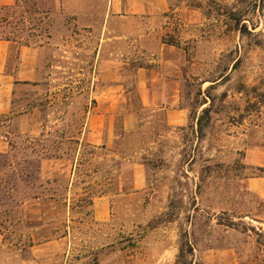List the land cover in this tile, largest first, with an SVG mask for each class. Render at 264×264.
<instances>
[{"label": "rangeland", "instance_id": "rangeland-1", "mask_svg": "<svg viewBox=\"0 0 264 264\" xmlns=\"http://www.w3.org/2000/svg\"><path fill=\"white\" fill-rule=\"evenodd\" d=\"M62 1L16 0L0 11L9 20L0 36L17 41L11 65L19 45L41 47L37 77L15 91L0 134L7 150L37 137L59 156L41 164L51 199L23 205L46 225L1 236L0 264H264V0H171V12L143 20L153 24L145 43L178 45L187 122L171 127L165 108L142 107L132 67L145 64L146 49L133 46L127 54L137 60L110 82L127 103L107 119L100 144L87 139L96 92L108 84L95 51L110 37L122 56L114 38L122 30L118 19L105 29L102 0H87L90 12H76L78 0L66 12ZM209 106L198 137L196 119ZM102 200L105 221L94 218ZM29 234L35 244L22 250ZM40 234L50 239L38 242Z\"/></svg>", "mask_w": 264, "mask_h": 264}, {"label": "crops", "instance_id": "crops-1", "mask_svg": "<svg viewBox=\"0 0 264 264\" xmlns=\"http://www.w3.org/2000/svg\"><path fill=\"white\" fill-rule=\"evenodd\" d=\"M62 1L66 12H70L69 1ZM105 13V29L113 27L118 19V28L122 30L114 38L122 39L124 51L122 56L116 57L112 38H102L95 51V63L97 76L108 81L96 93L97 111L92 115L87 131V139L92 143L100 144L106 141L105 123L113 113L118 103H127L123 95L121 85L113 82L117 77H125L128 74L127 64L136 61L131 53L133 46L144 47L138 53L146 55L145 64L137 63L132 67V73L137 78L136 85L139 100L145 108H165V122L167 125L183 126L187 122V112L179 106V77L180 59L178 49L160 39L145 43L150 35L146 31L148 24L143 20H149L159 15H165L172 11L171 0H102ZM76 12H90L87 0L82 5L78 0ZM16 0H0L1 5L13 6ZM81 6V8H80ZM90 7L93 8V5ZM91 8V12H93ZM149 27L153 29L150 22ZM111 41V42H110ZM15 40L0 39V115L8 113L13 104L15 91L24 87L28 82L37 77V61L41 47L21 44L17 47L15 62L11 65L9 48ZM113 43V42H112ZM147 44V45H146ZM152 46L154 47H151ZM112 51V52H111ZM138 57V56H137ZM140 58V57H139ZM121 90V92H120ZM119 92L118 96L117 93ZM118 97V98H116ZM126 127V126H125ZM134 127V126H133ZM132 127V128H133ZM130 128V129H132ZM7 144L0 134V151H6ZM142 174L137 168L133 177V187H141ZM107 200L95 202L94 218L99 221L108 219ZM2 237L0 235V242ZM33 247V246H32ZM31 247V248H32Z\"/></svg>", "mask_w": 264, "mask_h": 264}, {"label": "trees", "instance_id": "trees-1", "mask_svg": "<svg viewBox=\"0 0 264 264\" xmlns=\"http://www.w3.org/2000/svg\"><path fill=\"white\" fill-rule=\"evenodd\" d=\"M12 7V5L0 4V11H6ZM8 23V17L4 14L0 15V28L1 25ZM1 32L2 30H0ZM0 37L1 39L15 40L9 38L8 35ZM164 42L178 46L172 41L164 40ZM209 111L210 106L202 108L201 114L196 119L198 137L202 134V120L209 115ZM45 149L44 139L26 136L22 145L11 144L8 150L0 151V235L3 238L8 233L19 231L22 228L35 230L46 225V221L42 219L27 218L23 211V205L27 201L43 204L51 199L45 186L47 181L44 182L41 177V164L44 159L59 158V156L47 154ZM257 169L264 173V167H257ZM33 221L35 222L33 223ZM225 224L233 227L235 222L228 220ZM39 236L38 242L50 239L46 234ZM34 244V240L29 234L28 238L23 241L22 250L30 248Z\"/></svg>", "mask_w": 264, "mask_h": 264}]
</instances>
